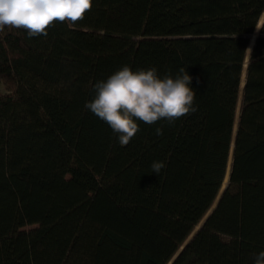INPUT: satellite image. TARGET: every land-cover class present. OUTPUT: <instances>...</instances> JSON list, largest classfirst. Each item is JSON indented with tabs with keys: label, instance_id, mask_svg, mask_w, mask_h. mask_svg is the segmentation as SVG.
<instances>
[{
	"label": "trees",
	"instance_id": "1",
	"mask_svg": "<svg viewBox=\"0 0 264 264\" xmlns=\"http://www.w3.org/2000/svg\"><path fill=\"white\" fill-rule=\"evenodd\" d=\"M263 16L264 0H93L47 36L0 32V264H255L264 29L251 37ZM124 65L185 68L197 111L137 121L121 146L84 105Z\"/></svg>",
	"mask_w": 264,
	"mask_h": 264
},
{
	"label": "clouds",
	"instance_id": "2",
	"mask_svg": "<svg viewBox=\"0 0 264 264\" xmlns=\"http://www.w3.org/2000/svg\"><path fill=\"white\" fill-rule=\"evenodd\" d=\"M92 3L93 0H0V32L7 27L23 29L30 38L47 36L56 22L82 21ZM260 29H264V17L257 23V31ZM191 83L192 77L183 67L175 77L166 74L161 78L155 67L133 71L124 65L94 85L95 96L84 108L106 122L118 134L119 144L125 146L139 131L137 121L152 125L166 120L172 124L195 113L196 92ZM162 134L158 127L156 135ZM165 166L154 161L152 173L159 176ZM255 264H264V251L256 255Z\"/></svg>",
	"mask_w": 264,
	"mask_h": 264
},
{
	"label": "rangeland",
	"instance_id": "3",
	"mask_svg": "<svg viewBox=\"0 0 264 264\" xmlns=\"http://www.w3.org/2000/svg\"><path fill=\"white\" fill-rule=\"evenodd\" d=\"M263 17H264V16H263ZM259 33H260V30H259V31L256 30L255 34L252 35L251 38H252V41H253V42L255 41V38L257 37V35H259ZM252 47H253V45H252ZM252 47H250V49H251ZM249 57H250V52L248 51L247 59H246V62H247V63H248V61H249ZM246 67H247V64L245 65V69H246ZM243 77H244V82H245V78H246V72H245V71H244V75H243ZM242 95H243V92H242L241 95H240V101H239V104H238L237 118L239 117L240 110H241ZM234 131H235V133H234V135H235V134H236V131H237V123H236V126H235ZM230 157H231V161L229 160V163H230V171H229V173H228V171H227L226 179H225L224 185H223V187H222V189H221L220 195H221V193L223 192V190L227 187V184H228V182H229L230 173H231V169H232L233 149L231 150ZM228 169H229V165H228ZM220 195H219V197H220ZM219 197L217 198V200H216V202H215L213 208L216 206V204H217V202H218V200H219ZM213 208H212V209H213ZM209 213H210V212H209ZM209 213H208L207 215H209ZM206 217H207V216H206ZM202 223H203V221L199 224V226L196 227L194 233L197 231V229L201 226ZM194 233H193V234H194ZM193 234H192V235H193ZM190 238H191V237H190ZM190 238H189V239H190ZM189 239H188V241H189ZM188 241H187V242H188Z\"/></svg>",
	"mask_w": 264,
	"mask_h": 264
},
{
	"label": "water",
	"instance_id": "4",
	"mask_svg": "<svg viewBox=\"0 0 264 264\" xmlns=\"http://www.w3.org/2000/svg\"><path fill=\"white\" fill-rule=\"evenodd\" d=\"M247 66H248V65H247ZM246 68H247V67H246ZM244 87H245V83H244ZM244 87H243V88H244ZM236 134H237V133H236ZM232 164H233V157H232ZM230 174H231V173H230ZM182 249H183V247H182ZM182 249H181V250H182ZM177 256H178V255H176V257H177ZM176 257H175V258H176Z\"/></svg>",
	"mask_w": 264,
	"mask_h": 264
},
{
	"label": "bare ground",
	"instance_id": "5",
	"mask_svg": "<svg viewBox=\"0 0 264 264\" xmlns=\"http://www.w3.org/2000/svg\"><path fill=\"white\" fill-rule=\"evenodd\" d=\"M245 83V82H244ZM244 87V86H243ZM243 89V88H242ZM229 171H230V169H229Z\"/></svg>",
	"mask_w": 264,
	"mask_h": 264
}]
</instances>
